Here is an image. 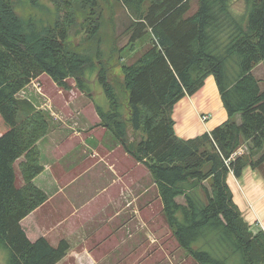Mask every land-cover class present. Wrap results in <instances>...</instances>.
Returning <instances> with one entry per match:
<instances>
[{"label":"trees","instance_id":"obj_1","mask_svg":"<svg viewBox=\"0 0 264 264\" xmlns=\"http://www.w3.org/2000/svg\"><path fill=\"white\" fill-rule=\"evenodd\" d=\"M74 1L98 6L97 0ZM122 1L137 20L130 41L147 30L154 40L122 68L126 101L100 63L97 79L107 98L105 105L95 103L101 123L124 147L128 127L145 135L137 158H146L173 235L198 264H264V233L250 231L227 182L229 172L240 177L248 165L264 162V152L256 160L234 155L244 140L252 154L264 150V87L254 73L264 62V0H199V9L189 16L191 0ZM66 22L73 21L26 24L12 0H0V247L9 251L8 264H56L70 248L66 240L58 245L45 237L33 241L22 227V219L47 200L34 178L44 170L37 143L49 125L43 112L18 96L48 74L65 90L71 88L67 79L75 77L78 88L94 97L80 75L93 58L66 50ZM90 27L87 35H96L99 22ZM210 75L229 118L211 133L180 138L174 106L198 92ZM26 111L35 116L20 121ZM24 156L20 187L15 166Z\"/></svg>","mask_w":264,"mask_h":264},{"label":"crops","instance_id":"obj_2","mask_svg":"<svg viewBox=\"0 0 264 264\" xmlns=\"http://www.w3.org/2000/svg\"><path fill=\"white\" fill-rule=\"evenodd\" d=\"M208 85L212 90L206 89ZM218 91L210 75L198 92L178 101L173 119L180 138L210 133L228 120ZM59 93V97L38 94L37 100L32 98L41 106L52 103L63 122L55 120L41 140L46 139V148L39 142L44 170L34 182L47 200L22 219L23 229L33 241L45 237L53 245L62 240L69 243L66 256L56 264H140L138 258L150 255L153 259L163 248L153 252L151 242L163 237L156 236L160 230L154 225L160 227L156 216L164 211L153 174L137 160L134 150H126L101 123L96 105L85 97L68 99ZM99 94L104 95L102 88ZM203 113L210 119L203 121ZM45 179L48 186L43 185ZM227 182L250 231L264 233V162L261 168L248 165L240 177L229 172ZM177 200L184 202L183 197Z\"/></svg>","mask_w":264,"mask_h":264},{"label":"rangeland","instance_id":"obj_3","mask_svg":"<svg viewBox=\"0 0 264 264\" xmlns=\"http://www.w3.org/2000/svg\"><path fill=\"white\" fill-rule=\"evenodd\" d=\"M97 2L98 6L93 8L89 5H83L81 2L74 0L72 1V4H70L69 0H12L15 13L26 24H33L38 27L54 26L57 21L60 20L63 22L65 19L70 17L73 22H66L68 24L67 27L69 30V36L66 41V50L80 53L88 52L93 58L92 62L86 66L82 72H80V75L82 78H84V80L88 79L94 99L89 100V96L78 88L75 77H69L67 79V83L71 86V88L69 90H65L59 86L48 74L41 75L39 81H35L33 84L30 82L19 92V98H25L26 100L30 101L33 105H35L38 111L44 113L45 118L48 121V131L38 141V148L39 142L48 134L51 126L54 124V121H63L60 116V111L56 110L55 106H52V103H43L41 106L40 104L33 102L32 98L37 100L39 98L38 94L42 96L50 95L59 97L61 96V93L59 92H62L68 99L71 98V96H74L72 99L79 97L84 99L85 97L87 101H91L94 105L95 103L105 105L107 98L105 94H99V89L102 88V86L97 79L100 63H102L107 68H109L111 81L118 90L122 100L126 101L129 93L126 85L124 84L123 79L125 76L123 74L122 68L125 65H130L135 60L140 58L152 46L154 36L151 30H147L146 34L139 40L135 42L130 41L131 35L136 29L137 20L133 17L130 10L123 4L122 0H97ZM190 5L191 8L188 12V16L194 14L199 9V0H191ZM93 21H98L100 28L96 35L89 36L87 34L92 28L90 27V24H92ZM254 73L258 78L261 79V84L264 87L263 61L254 68ZM207 88H209L208 90H212L209 85L206 87V89ZM211 101L215 102V99H212ZM89 104L91 105V103ZM45 106L46 108H44ZM68 108L72 109L73 107L69 106ZM204 115L208 114L203 113L201 115L202 120ZM34 116L35 114H29L27 111L22 112L19 120H29ZM208 116V119H210V115ZM65 120L68 121L69 119L66 117ZM144 137L145 135L142 132L134 131V129L130 126L128 127V146L123 147L126 150H134L136 155L137 145ZM41 142L42 147L46 148V139ZM241 150H243L241 155L245 154L246 159L252 158L254 160L261 157L264 152L262 149L257 154H252L250 145L245 140L242 142L241 147L237 151L241 152ZM25 160L26 157L24 156L18 160V164L16 163L15 166V168L19 171V178L17 177V186L20 187L24 185L21 165ZM145 160L146 158L143 160V157H141L138 161L145 163ZM262 164L263 162L261 165ZM43 185L48 186L47 179L43 181ZM156 217L157 225H160V227L154 225V228H158L160 230L156 236H160L162 234L163 237H154L153 241L151 242L153 246L152 250L155 252L159 247L163 246V248L154 254L155 257L153 259L150 257V255H147L144 258H138V263L198 264L190 256V254L185 251V249L179 244L178 240L173 235V230L168 224L165 212L163 211L161 215L160 212H158ZM164 247H166V250H164ZM8 256L9 251L4 247H0V264H8Z\"/></svg>","mask_w":264,"mask_h":264},{"label":"built area","instance_id":"obj_4","mask_svg":"<svg viewBox=\"0 0 264 264\" xmlns=\"http://www.w3.org/2000/svg\"><path fill=\"white\" fill-rule=\"evenodd\" d=\"M208 118H209L208 115H204V116H203V120H204V121H206Z\"/></svg>","mask_w":264,"mask_h":264},{"label":"bare ground","instance_id":"obj_5","mask_svg":"<svg viewBox=\"0 0 264 264\" xmlns=\"http://www.w3.org/2000/svg\"><path fill=\"white\" fill-rule=\"evenodd\" d=\"M67 8V7H66ZM75 15V14H74Z\"/></svg>","mask_w":264,"mask_h":264}]
</instances>
